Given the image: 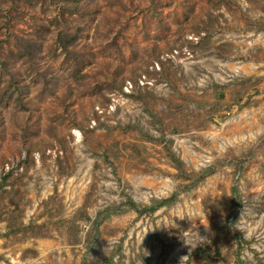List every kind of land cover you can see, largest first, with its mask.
Segmentation results:
<instances>
[{"label": "rangeland", "instance_id": "1", "mask_svg": "<svg viewBox=\"0 0 264 264\" xmlns=\"http://www.w3.org/2000/svg\"><path fill=\"white\" fill-rule=\"evenodd\" d=\"M0 264H264V0H0Z\"/></svg>", "mask_w": 264, "mask_h": 264}, {"label": "trees", "instance_id": "2", "mask_svg": "<svg viewBox=\"0 0 264 264\" xmlns=\"http://www.w3.org/2000/svg\"><path fill=\"white\" fill-rule=\"evenodd\" d=\"M175 160V159H174ZM176 168H180L179 166H180V161H178L177 163H176ZM134 202H132L130 199H129V206L131 207V208H134ZM152 210V209H151Z\"/></svg>", "mask_w": 264, "mask_h": 264}]
</instances>
